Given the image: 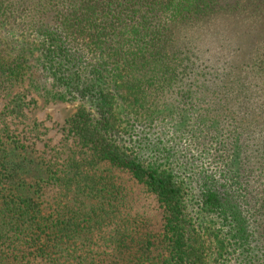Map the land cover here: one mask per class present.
<instances>
[{"label":"trees","instance_id":"16d2710c","mask_svg":"<svg viewBox=\"0 0 264 264\" xmlns=\"http://www.w3.org/2000/svg\"><path fill=\"white\" fill-rule=\"evenodd\" d=\"M39 92L78 105L60 151ZM179 108L230 135L220 179H185ZM0 264H264V0H0Z\"/></svg>","mask_w":264,"mask_h":264},{"label":"rangeland","instance_id":"374dc122","mask_svg":"<svg viewBox=\"0 0 264 264\" xmlns=\"http://www.w3.org/2000/svg\"><path fill=\"white\" fill-rule=\"evenodd\" d=\"M34 96L38 100V106L35 107L33 105L30 108V121L36 120L38 123H41L42 126H40L39 133L44 143L54 147L56 151H60L64 140L62 128L65 121L75 113L78 105L59 100L49 101L48 97L42 92L34 93ZM182 110L184 109L175 112V119L172 118V120L167 119L165 121L166 125H171L169 133L164 138L166 145L181 151L183 157V163L181 164L183 166L182 170L185 172V179H188L193 173L196 174L195 180L199 176H202L204 179L208 176L220 179L226 161L228 162V160L232 159V156L228 155V152L225 150L227 147L223 148L225 140H229L230 135L223 132L219 138L221 146H217V144H214V136L217 132L216 128L206 130L203 124L196 122L195 110L191 111L192 113L190 114ZM169 111L170 109L168 108V114ZM22 127L24 128V126ZM256 150L254 149V151ZM256 178L257 176L254 175L252 180L254 181ZM255 184L257 186V182ZM134 198L137 205L141 207V212L151 221L150 227L152 231L154 233L160 232L163 226V210L160 209V205L155 197L147 193L143 194V192L136 189V196Z\"/></svg>","mask_w":264,"mask_h":264}]
</instances>
